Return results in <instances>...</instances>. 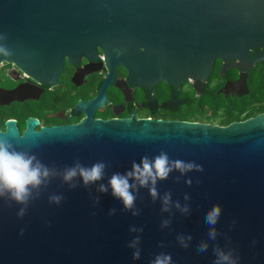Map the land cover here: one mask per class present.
I'll return each mask as SVG.
<instances>
[{"label": "water", "instance_id": "obj_1", "mask_svg": "<svg viewBox=\"0 0 264 264\" xmlns=\"http://www.w3.org/2000/svg\"><path fill=\"white\" fill-rule=\"evenodd\" d=\"M0 47L11 53H0V62L40 83L58 78L65 58L93 60L97 48L107 69L98 93L81 97L79 109L92 111L81 120L37 128L34 113L23 131L16 115L5 128L0 123V138L57 171L77 159L107 164L104 178L87 187L79 177L71 182L75 188L52 177L34 190L23 217V205L0 198V264H149L160 252L171 254L173 264H212L216 243L235 248L238 264H264V110L228 123L105 117L96 110L118 65L133 87L163 82L174 88L189 78L205 85L215 58L264 60V0H0ZM247 49L260 53L248 58ZM195 82L193 89L201 91ZM21 91L14 87L3 95ZM162 150L202 171H173L155 184V199L151 185L133 190L132 209L110 187L98 191L114 172ZM54 195L62 197L59 204L50 202ZM214 205L221 214L211 226L205 216ZM212 227L215 240L208 236ZM137 236L140 259L134 260L128 244ZM201 241L209 245L203 253Z\"/></svg>", "mask_w": 264, "mask_h": 264}, {"label": "flooded vegetation", "instance_id": "obj_2", "mask_svg": "<svg viewBox=\"0 0 264 264\" xmlns=\"http://www.w3.org/2000/svg\"><path fill=\"white\" fill-rule=\"evenodd\" d=\"M258 53L260 52L247 49L248 58ZM215 60L216 65L208 72L205 85L195 82L193 78L180 82L174 88L163 82L155 83L150 88L133 87L126 80L125 69L116 65L117 72L107 85L109 95L96 103L97 114L105 117L128 116L131 113L136 116L166 117L165 115L179 110L181 102L189 94L205 95L212 100H228L225 107L215 109L218 114L239 108L243 102L246 110L263 104L253 94L264 89V60ZM106 74L107 69L98 48L93 60L80 56L71 62L65 58L59 77L49 83H40L12 64L2 61L0 123L5 128V122L16 115L23 131L26 120L31 119L34 113L39 114L37 128L46 126L47 123L79 121L92 112L90 107L79 109L81 97L97 94ZM194 82L201 87V91L193 89ZM14 87L22 88L20 94L14 98L4 97V91Z\"/></svg>", "mask_w": 264, "mask_h": 264}, {"label": "clouds", "instance_id": "obj_3", "mask_svg": "<svg viewBox=\"0 0 264 264\" xmlns=\"http://www.w3.org/2000/svg\"><path fill=\"white\" fill-rule=\"evenodd\" d=\"M0 53L5 56L11 55L0 47ZM107 164L104 161H96L90 165L83 164L79 159L75 160L71 166H65L62 171L56 168H50L44 164L34 153L17 149L13 143L5 138H0V198L14 201L23 205L18 212V216L23 217L29 201L33 198L34 190L38 193L39 189L47 185L51 178L60 176L62 180L75 188L78 185L71 183L75 178L79 177L82 184L87 187L97 181H101L105 175ZM193 170H201L202 166L195 164L194 161H183L180 159H170L165 151L152 156H142L139 160L133 161L130 170L124 173L114 172L108 179L107 186L103 183L99 185L98 191L108 192L109 187L111 194L119 199L125 209H132L135 204L136 196L133 190L139 187H149L151 196L155 199L158 195L155 184L158 180H166L170 173L178 171L182 175ZM179 180V177H176ZM190 183V181H188ZM50 202L59 204L62 197L59 195L51 196ZM170 194L164 196V209L167 210ZM97 202L99 197L96 198ZM179 206V205H177ZM185 211L187 209H184ZM112 212L115 209L111 210ZM137 215V212H133ZM221 214L219 205H214L205 216V222L214 226ZM167 225V221L163 222ZM23 231V230H22ZM130 231H137L132 228ZM142 231V230H141ZM208 236L215 240L217 236L216 229L210 228ZM191 240V237L187 238ZM140 237H135L128 247L135 249L132 252L134 260L140 259V250L137 247ZM188 243L181 238V246L188 247ZM209 248L207 243L201 241L198 244V250L205 252ZM212 253L214 256L212 264H238L239 255L235 248H223L219 243L212 245ZM149 264H173L171 254L160 252L156 254Z\"/></svg>", "mask_w": 264, "mask_h": 264}, {"label": "trees", "instance_id": "obj_4", "mask_svg": "<svg viewBox=\"0 0 264 264\" xmlns=\"http://www.w3.org/2000/svg\"><path fill=\"white\" fill-rule=\"evenodd\" d=\"M183 96V94H182ZM201 95L193 96L192 94H189L187 97H185V100L181 102V107L179 110H176L175 112L171 113L170 115H165L166 117H182V118H191V119H199V120H206V121H213V122H221V123H228L232 120L242 119L249 115L254 114L255 112L264 110V104H257L255 108H250L249 110H246V105L243 104L239 106V108H233L228 109L227 111L218 114L215 109H217V106L214 105L212 109H210V112L208 113H198L195 114V112L192 110L195 109H201L204 106L203 101L201 100Z\"/></svg>", "mask_w": 264, "mask_h": 264}, {"label": "rangeland", "instance_id": "obj_5", "mask_svg": "<svg viewBox=\"0 0 264 264\" xmlns=\"http://www.w3.org/2000/svg\"><path fill=\"white\" fill-rule=\"evenodd\" d=\"M253 95L255 96L254 98L256 100H257V98H259L260 101H261V103L264 104V89L257 90L256 92H254ZM200 98L203 101L204 106L201 109H195V108H193L192 110L195 112V114H198L200 111H201L200 113L205 114V113L210 112V109L214 105H216L219 108V107H225L226 104L229 103L228 100H224V99H215V100H212L210 97L205 96V95H201ZM232 102H234V101H232Z\"/></svg>", "mask_w": 264, "mask_h": 264}, {"label": "built area", "instance_id": "obj_6", "mask_svg": "<svg viewBox=\"0 0 264 264\" xmlns=\"http://www.w3.org/2000/svg\"><path fill=\"white\" fill-rule=\"evenodd\" d=\"M188 80L190 81L191 79L189 78Z\"/></svg>", "mask_w": 264, "mask_h": 264}]
</instances>
